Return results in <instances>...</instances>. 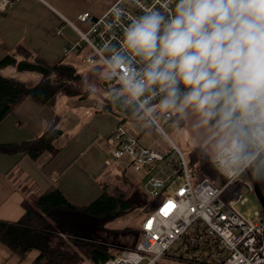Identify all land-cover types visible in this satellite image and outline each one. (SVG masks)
<instances>
[{
	"label": "clouds",
	"instance_id": "obj_1",
	"mask_svg": "<svg viewBox=\"0 0 264 264\" xmlns=\"http://www.w3.org/2000/svg\"><path fill=\"white\" fill-rule=\"evenodd\" d=\"M87 71V90L135 124L186 126L197 156L222 176L264 183V0L149 9Z\"/></svg>",
	"mask_w": 264,
	"mask_h": 264
},
{
	"label": "crops",
	"instance_id": "obj_2",
	"mask_svg": "<svg viewBox=\"0 0 264 264\" xmlns=\"http://www.w3.org/2000/svg\"><path fill=\"white\" fill-rule=\"evenodd\" d=\"M118 1L21 0L5 12H0V61L21 45L49 66L66 62L78 69L87 67L81 63L83 52L78 56L63 53L68 45L80 40V33L87 32L90 27L89 22L78 18L83 14L92 19L99 18ZM0 73L11 77L15 75L12 68L0 70ZM24 78L28 76L24 75ZM61 107L60 111L56 107L51 110L26 99L0 122V145L32 140L53 122L55 115L60 116L58 129L62 132L55 142L59 152L54 156L43 153L32 160L27 156L0 154V221L17 222L24 213L21 206L23 195L8 178L15 166L38 191L45 192L55 187L77 207L88 206L102 193L119 199L120 195L112 194L111 189L124 188L132 195L128 194L129 198L149 201L139 174L127 172L121 162L108 161L112 146L110 136L119 125V119L99 112L100 103L97 101L89 104L69 101ZM121 126L144 148L161 154H166L171 147L178 151L163 128L160 132L146 130L134 122ZM177 128L183 129L190 138L186 126ZM174 129L169 128L170 131ZM189 148L192 145L189 144ZM104 161L109 163L101 169ZM149 172L155 175L153 169L150 168ZM134 199L132 201L136 202L137 199ZM140 228L141 225L137 229L139 232ZM133 234L136 237L134 242L121 240V245L134 247L138 236L135 231ZM37 255L36 251H31L21 260L0 244V264H31Z\"/></svg>",
	"mask_w": 264,
	"mask_h": 264
},
{
	"label": "built area",
	"instance_id": "obj_3",
	"mask_svg": "<svg viewBox=\"0 0 264 264\" xmlns=\"http://www.w3.org/2000/svg\"><path fill=\"white\" fill-rule=\"evenodd\" d=\"M20 1L0 0V12ZM172 4L173 0H119L99 18L83 14L78 19L90 23L88 31L80 33V40L68 45L63 53L78 56L83 52L81 63L91 66L99 58L103 45L117 44L133 19L149 9L167 14L172 11ZM110 140L108 161L121 162L127 172L139 174L144 192L150 201H157V206L144 218L135 247L121 250L102 264H159L186 237L189 246L199 250L188 257L190 264H264L263 212H253L251 219L237 209L248 202L249 194H255L249 177L229 180L219 173L222 185L209 179L195 183L179 152L178 161L173 162L171 155L140 146L121 125L113 130ZM108 161L102 162L101 169ZM150 168H154L155 175L149 172ZM229 187H237L238 191L233 199L227 200L224 194ZM169 204L172 207L166 209ZM206 240L216 248L204 243ZM86 263L94 264L90 258Z\"/></svg>",
	"mask_w": 264,
	"mask_h": 264
},
{
	"label": "trees",
	"instance_id": "obj_4",
	"mask_svg": "<svg viewBox=\"0 0 264 264\" xmlns=\"http://www.w3.org/2000/svg\"><path fill=\"white\" fill-rule=\"evenodd\" d=\"M6 68H12L15 76H4L0 73V122L26 99L54 110L60 97L85 102L92 95L84 86L85 81L77 66L66 62L49 66L21 45L0 61V70ZM24 75L28 78H24ZM100 85L105 87L103 83ZM100 97L102 103L99 112L115 116L119 119V125L133 122L128 114L112 106L101 93ZM59 120L60 116L55 115L53 122L32 140L0 145V154L27 156L32 160H36L43 153L56 155L59 149L55 147V142L62 135L58 129ZM165 127L169 129L167 124ZM170 155L171 153L167 154ZM186 160L195 183L209 179L216 185L224 184L219 172L201 160L193 147L189 149ZM8 178L23 195L21 206L24 213L17 222L0 221V244L21 260L31 251H36L38 255L31 264H83V257L90 258L94 264H102L121 252L117 248H106L90 242L78 244L76 250L66 244L60 235L90 240L94 231L112 233L106 225L124 214L117 216V211H126L129 208L125 202L113 195L102 193L88 206L77 207L55 187L45 192L38 191L16 166L9 172ZM259 186L264 194V184L259 183ZM237 191V187H229L224 199H233ZM156 206L157 201L149 200L145 203L148 214ZM136 234L139 241L141 231L137 230ZM207 242L204 241L210 247L216 248L214 244ZM179 247L183 249L180 256L182 260L187 261L189 256L199 252L197 247L189 246L187 237L179 243ZM202 251L203 249L200 250ZM174 258L179 257L174 255Z\"/></svg>",
	"mask_w": 264,
	"mask_h": 264
},
{
	"label": "rangeland",
	"instance_id": "obj_5",
	"mask_svg": "<svg viewBox=\"0 0 264 264\" xmlns=\"http://www.w3.org/2000/svg\"><path fill=\"white\" fill-rule=\"evenodd\" d=\"M86 67H80L79 72L82 73V79L85 81L86 79H92L91 73L87 71ZM15 76V75H12ZM22 79V77H20ZM85 86V85H84ZM99 87H101L100 83L98 84ZM102 88V87H101ZM103 95V94H101ZM70 99H67L65 97H60L58 99L56 109L58 111L61 110V106L64 103H68ZM102 103L100 93L92 94L90 98L85 101V104L94 103V102ZM163 130H165L167 136L176 144L178 147V151L171 147L172 149H168L166 154L171 153V160L173 162H177L179 155L178 152L182 155V157L186 160L188 152H189V140L187 133H184L183 129L175 128L174 130H169L167 127H163ZM164 138V136H162ZM165 139V138H164ZM167 140V139H165ZM166 142V141H165ZM167 144V143H166ZM171 145V144H170ZM191 145V144H190ZM172 146V145H171ZM187 161V160H186ZM143 187V183H142ZM111 193L115 195H120L119 199L125 203L128 204L129 208L126 211L119 210L115 213V215L118 216V214H122L118 219H116L113 222H110L106 227L110 230H112V233H104L100 231H94L92 236L89 239H82L77 237H72L71 235H63L60 236L65 240L66 244H69L70 247L77 250L78 244H84L85 242L90 243H97L99 245H105L107 247L111 248H117L119 244H121L119 241L121 240H130L131 242L135 241V235L133 232L137 231L139 226L142 224L144 218L148 215V211L145 207L146 200L143 198H129L128 194L130 192H126L125 189L117 190V189H111ZM132 196V195H131ZM132 199H134L136 202H133ZM237 209L246 217H249L253 219V212L255 211H262L261 205L259 203V200L257 199L255 194H249L248 195V202L245 205H238ZM106 247V248H107ZM183 253V249L179 247V244H176L170 252L166 256H164L162 259H160L159 264H190L189 261L180 259V256ZM174 255H177L179 258H174ZM86 257H84L82 263H86Z\"/></svg>",
	"mask_w": 264,
	"mask_h": 264
},
{
	"label": "water",
	"instance_id": "obj_6",
	"mask_svg": "<svg viewBox=\"0 0 264 264\" xmlns=\"http://www.w3.org/2000/svg\"><path fill=\"white\" fill-rule=\"evenodd\" d=\"M251 182L254 186L255 195H256L257 199L259 200V203L261 205V209H262V212L264 215V194H263V192L259 186V183H254L252 180H251ZM102 246L107 247L105 245H102ZM117 247H119L120 250L127 249L126 245L119 244Z\"/></svg>",
	"mask_w": 264,
	"mask_h": 264
},
{
	"label": "snow or ice",
	"instance_id": "obj_7",
	"mask_svg": "<svg viewBox=\"0 0 264 264\" xmlns=\"http://www.w3.org/2000/svg\"><path fill=\"white\" fill-rule=\"evenodd\" d=\"M170 207H172V205H170V204L165 206L166 209L170 208ZM165 214H166V212H165Z\"/></svg>",
	"mask_w": 264,
	"mask_h": 264
}]
</instances>
